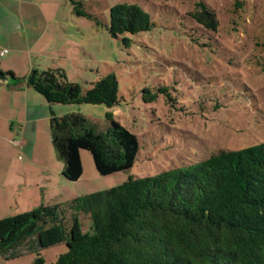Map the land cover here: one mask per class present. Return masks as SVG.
<instances>
[{"label":"trees","instance_id":"trees-1","mask_svg":"<svg viewBox=\"0 0 264 264\" xmlns=\"http://www.w3.org/2000/svg\"><path fill=\"white\" fill-rule=\"evenodd\" d=\"M77 15L101 22L82 10L81 0H69ZM198 28L215 32L219 20L203 0L187 13ZM152 15L132 1L109 8L106 28L129 46L130 37L150 31ZM264 72V60L259 62ZM31 88L53 104L119 106L122 97L113 73L84 89L67 79L62 68H37L25 78ZM162 94L170 107L176 96L167 86L145 88L142 99L152 103ZM107 129L95 132L79 112L56 115L49 128L61 175L78 180L81 151H89L100 175L129 170L140 150L138 136L105 114ZM65 208L70 225L65 227ZM79 215L91 226L82 230ZM64 243L67 250L50 264H264V141L247 147L220 149L200 161L145 176H129L115 188L75 196L60 203L0 218V255L15 259L22 248L32 251V264H46L41 249Z\"/></svg>","mask_w":264,"mask_h":264},{"label":"rangeland","instance_id":"rangeland-1","mask_svg":"<svg viewBox=\"0 0 264 264\" xmlns=\"http://www.w3.org/2000/svg\"><path fill=\"white\" fill-rule=\"evenodd\" d=\"M125 1L141 4L155 22L150 31L126 34L131 38L129 46L122 42L124 36L116 39L106 28L109 8ZM203 1L218 17L215 32L199 29L188 18L195 0H81L82 10L97 17L102 26L81 17L78 32L69 30L82 39L78 48L71 47L82 54V72L75 74L66 65L68 76L86 89L113 73L123 100L109 108L103 104L58 106L83 114L95 132L107 129L105 114L112 112L138 136L140 150L129 170L111 175L98 174L91 153L82 150L81 177L70 181L60 175L53 202L64 206L75 196L115 188L129 176L151 175L200 161L220 149L264 141V72L259 65L264 60V0ZM63 2L61 15L66 14L64 8H72L69 0ZM161 85L176 96L175 107L162 94L152 103L142 99L145 88ZM57 162L61 169V161ZM64 213L68 228L71 213L66 208ZM89 220L79 215L82 230L89 229ZM66 250L64 243H57L42 248L40 254L50 264ZM34 256L32 251L12 260L0 256V264H32Z\"/></svg>","mask_w":264,"mask_h":264},{"label":"crops","instance_id":"crops-1","mask_svg":"<svg viewBox=\"0 0 264 264\" xmlns=\"http://www.w3.org/2000/svg\"><path fill=\"white\" fill-rule=\"evenodd\" d=\"M63 3L0 0V50H9L0 56L1 71L25 78L34 67L62 68L70 81L66 65L75 74L82 72V54L71 49L78 48L82 39L69 31L81 28L82 15L72 8H64L67 15H61ZM58 105H48L26 79L0 83V214L10 213L0 218L57 202L53 198L63 166L60 169L54 154L49 120L51 111L56 115L74 112Z\"/></svg>","mask_w":264,"mask_h":264},{"label":"water","instance_id":"water-1","mask_svg":"<svg viewBox=\"0 0 264 264\" xmlns=\"http://www.w3.org/2000/svg\"><path fill=\"white\" fill-rule=\"evenodd\" d=\"M10 79H12V78L8 73H5V72L0 70V83L9 81Z\"/></svg>","mask_w":264,"mask_h":264},{"label":"built area","instance_id":"built-area-1","mask_svg":"<svg viewBox=\"0 0 264 264\" xmlns=\"http://www.w3.org/2000/svg\"><path fill=\"white\" fill-rule=\"evenodd\" d=\"M9 50L8 49H1L0 50V56L4 55L5 53H7Z\"/></svg>","mask_w":264,"mask_h":264}]
</instances>
